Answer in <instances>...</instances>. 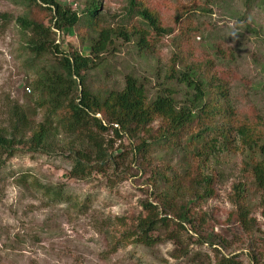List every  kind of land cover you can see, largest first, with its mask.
<instances>
[{
	"label": "rangeland",
	"instance_id": "rangeland-1",
	"mask_svg": "<svg viewBox=\"0 0 264 264\" xmlns=\"http://www.w3.org/2000/svg\"><path fill=\"white\" fill-rule=\"evenodd\" d=\"M87 1L57 0L79 14ZM147 1L160 12L173 33L161 38L154 54L147 58L141 57L134 42H114L97 60L96 64H101L85 74L94 90L122 89L126 75L132 74L155 93L159 86L157 74L166 72L167 62L174 52L179 53L181 42L182 48L186 47L184 51H190L199 61L212 58L211 47L218 42L234 55L224 60L227 68H221L227 72L224 75L231 103L242 118L257 112L264 115V2ZM99 3L103 26H133L127 12L128 0ZM4 14L11 21L6 23L0 17V129L12 124L16 106L28 112L30 125L36 127L44 121L46 111L38 104L31 84L37 69L49 66L59 57L45 56L31 66V56L24 51V35L16 23L23 8L0 0V15ZM198 28L203 36L198 35ZM83 33L71 28L57 31L60 50L89 56L88 48L82 46ZM56 128L53 122V136L47 148L33 151L27 144H20L11 156L0 157V264H215L218 255L235 256L242 264H256L255 260L264 264V191H258L244 172V151L222 155L209 164L216 177V196L194 206L195 219L204 221L202 230L215 237L213 245H200L201 236L189 230L192 238L185 235L182 243L166 240L148 250L134 245L114 250L109 239L118 218L132 225L143 214L142 201L157 204L152 173L163 165L155 156L158 151H150L152 162L143 159L137 147L141 139H146L144 135L139 140L128 132L117 134L109 128L99 133L107 162L99 165L95 161L87 174L71 177L76 153L97 152L90 151L87 142L83 144ZM167 159L181 171L180 156ZM92 160H96L95 156ZM38 183L61 189L64 198L52 200L38 189ZM235 185L243 186L245 205L255 219L250 231L239 222L238 205L233 200Z\"/></svg>",
	"mask_w": 264,
	"mask_h": 264
},
{
	"label": "trees",
	"instance_id": "trees-1",
	"mask_svg": "<svg viewBox=\"0 0 264 264\" xmlns=\"http://www.w3.org/2000/svg\"><path fill=\"white\" fill-rule=\"evenodd\" d=\"M8 1L23 8L16 23L24 35V51L31 56V66L45 56L59 58L37 69L31 84L38 95V104L46 111L44 121L32 127L28 112L18 110V106L13 108L12 124L0 129V157L11 156L20 144H27L33 151L47 148L53 136V122L56 129H62L83 144L87 142L89 150L97 152L76 153L71 177L87 174L89 165L95 161L99 165L107 162L99 133L109 128L117 134L128 132L139 140L144 135L146 139H141L137 147L143 159H150V151H158L155 156L163 165L152 173L157 204L142 201L143 214L132 225L123 218H118L117 226L111 225L114 229L109 243L114 250L128 245L148 250L166 240L182 243L185 235L192 238L189 230L201 236L200 245H213L215 237L202 230L204 221L195 219L193 210L198 202L216 196V177L209 164L222 155L228 157L244 151V172L258 191H264V115L257 112L250 118H242L231 103L224 75L227 74L224 60L234 57L230 49L217 42L211 47L214 56L199 61L190 51H184L186 47L182 48L181 42L177 47L179 53L174 52L169 58L166 72L162 75L157 71L159 86L155 93L132 74L126 75L122 89L94 90L85 74L101 64H96L97 60L103 58L114 42H134L141 57L147 58L154 54L161 38L173 33L160 12L147 0H128L127 12L133 26L112 28L103 26L99 0H88L80 14L57 0ZM0 17L6 23L11 21L6 14ZM67 28L84 32L82 46L88 48L89 56L60 50L57 31ZM196 31L203 36L200 28ZM156 122L159 124L154 128ZM170 156L181 157L178 162L181 171L167 162ZM38 184V189L52 200L64 198L61 189ZM234 189L239 222L250 231L255 227V219L245 205L246 192L242 185H235ZM215 259V264H242L235 256L218 255Z\"/></svg>",
	"mask_w": 264,
	"mask_h": 264
},
{
	"label": "built area",
	"instance_id": "built-area-1",
	"mask_svg": "<svg viewBox=\"0 0 264 264\" xmlns=\"http://www.w3.org/2000/svg\"><path fill=\"white\" fill-rule=\"evenodd\" d=\"M28 91H30V89H27Z\"/></svg>",
	"mask_w": 264,
	"mask_h": 264
}]
</instances>
